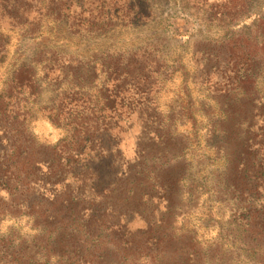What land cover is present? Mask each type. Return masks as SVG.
<instances>
[{
	"label": "trees",
	"instance_id": "1",
	"mask_svg": "<svg viewBox=\"0 0 264 264\" xmlns=\"http://www.w3.org/2000/svg\"><path fill=\"white\" fill-rule=\"evenodd\" d=\"M82 1L0 0V70L12 34L36 38L48 12L77 34L150 14L151 0H91L96 9L111 8L89 15ZM191 1L200 3L204 35L194 64L204 80L214 76L207 114L163 110L150 98L157 81L148 80L160 76L164 60L157 42L85 59L42 50L4 71L0 264H240L249 255L264 264V4ZM177 36L187 41L193 33ZM40 76L57 95L44 107L31 101ZM38 116L61 132L54 142L32 133ZM181 116H190L189 127ZM204 147L221 163L209 181L198 176L207 185L193 175ZM202 195L218 205L220 220L226 203L230 210L213 240H200L185 224ZM6 217H24L29 233L19 223L1 231Z\"/></svg>",
	"mask_w": 264,
	"mask_h": 264
},
{
	"label": "rangeland",
	"instance_id": "2",
	"mask_svg": "<svg viewBox=\"0 0 264 264\" xmlns=\"http://www.w3.org/2000/svg\"><path fill=\"white\" fill-rule=\"evenodd\" d=\"M90 1H82L85 15H89L90 10L94 14H98L100 11L107 12L111 8L109 5L103 10L96 9V5H91ZM261 3L264 4V0H261ZM199 5L200 3L191 0H151L148 7L150 14L143 18L140 17V21L136 24H124L121 20H117L112 24L113 26L96 34L70 32L64 23L51 21L48 12V18H44L45 22H41L42 27L39 28L41 32L36 38L24 36L20 31L12 34L10 57L5 67L0 70V81L5 70L7 73L17 64L29 62L42 50L54 49L63 54L60 57L68 55L85 59L96 54L102 56L101 53L108 50H131L149 42H157L160 45L159 53L164 60L159 65L158 74L160 76L150 75L148 80L150 82L157 81L154 86L150 87L152 89L149 92L150 98L155 99L163 110L175 107L178 112L183 106L187 111L200 112L201 115L207 114L211 111L212 104L206 96L209 93L210 85L214 83V76L206 78L208 81L204 80L205 76L194 64V47L198 44L197 40L204 36L198 32L202 29L198 25L200 18H196V16L202 15ZM146 10L148 9L146 8ZM2 25L6 27V24ZM179 32L193 33V36L187 41H185L186 37H174ZM211 32L213 33V31ZM41 78V76L38 77L40 79L39 95L36 98H31V101L44 107L53 103V99L57 95L51 86L45 84L46 82H41ZM139 83L141 86L142 81ZM127 88L131 92L133 85L127 84ZM180 119L185 123L184 128L191 125L190 116H181ZM206 120L201 117L198 122L204 124ZM30 128L36 138L44 143L54 142L61 134L48 122L47 118L41 116L31 122ZM203 151L205 154L199 151L201 157L195 160L193 175L195 177L206 176V180L209 181V177L216 174L215 170L221 167V163L206 147L203 148ZM198 169H201L199 175L195 173ZM198 181L207 185L204 178L198 177ZM217 206L207 195H202L198 201L190 204V208H188L189 206L184 207V209H190V213L185 219L187 229L196 232L202 241L213 240L222 225L226 227L225 222L230 215L229 206L226 203L222 207L221 217L223 218L221 220L217 214ZM14 223L21 225V232L29 233V225L26 224L24 217L1 219V231L8 230ZM240 264H258V262L254 255H249L241 257Z\"/></svg>",
	"mask_w": 264,
	"mask_h": 264
}]
</instances>
